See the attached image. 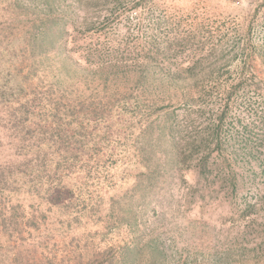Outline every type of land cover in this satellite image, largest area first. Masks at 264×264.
Here are the masks:
<instances>
[{"label": "trees", "instance_id": "trees-1", "mask_svg": "<svg viewBox=\"0 0 264 264\" xmlns=\"http://www.w3.org/2000/svg\"><path fill=\"white\" fill-rule=\"evenodd\" d=\"M58 1L39 0L33 4L39 8L35 6L30 11V8L25 10L27 5H23V0H0V22L6 12L18 22L23 21L26 28L22 34L23 45L30 47L28 54L34 58L31 59L34 74L44 67L52 70V75L47 78L50 81L43 86L29 89L25 77L23 86L18 82L9 88L0 83V103L15 113L11 118L14 119L12 125L22 142L17 148L23 155V160L15 167L0 170V232L7 234L9 239L22 231L29 234L28 238L44 231L51 232L49 237H55L63 228L64 233L70 232L76 222L78 226L75 228L83 226V221L95 223L102 202H122L133 196L126 193L123 198H117L114 190L124 178L121 166L130 164L116 157L118 149H127V145L137 148V140L145 141L149 136L153 137L154 132L158 139L162 138L161 144L171 141L174 162L179 168H193L217 193L229 191L231 201L238 202L239 222L264 211V192H248L241 197V172L238 170L242 165L255 163L264 177V68L261 73L255 70L251 59L254 50L241 49L247 54L241 72L226 78L230 83L224 90L221 108L217 114L205 119L202 106H193L218 95L211 87L214 76L219 79L224 73L231 75L233 72L224 66L207 68L201 58L194 60L206 46L210 47L205 48L207 56L217 50L214 31L205 20L153 19L155 0H74L86 14L79 23L86 26L83 30L75 28L78 34L70 35L63 28L67 18L59 16ZM130 11H135L137 19V34L131 39L138 40V43L125 46L126 50L117 56H114V48L83 46L88 63L85 66L72 57L81 50L80 37L77 36L105 33L125 13L127 19L132 20L127 14ZM94 12L102 20L93 18ZM6 21L1 24L5 29ZM67 36L72 39L66 51L63 48L66 42L61 41ZM4 53H8L6 48H0L1 57ZM126 53L128 56L123 55ZM189 58L193 63L182 65ZM132 59L134 63H129ZM2 66L0 60V78L5 79L1 75L4 72ZM123 79L128 83V89L120 95L117 92L87 94L94 88L111 90ZM161 84L178 87L188 100L172 103V96L166 100L152 97L153 91ZM21 94L23 98H20ZM238 97H242L241 100ZM247 101L249 120L235 112L238 103L247 104ZM180 107L185 108L186 113L179 120ZM203 121L208 123L203 124ZM140 149L145 151L143 146ZM217 156L222 160H211ZM150 162V158L142 155V160L138 161L140 172L135 175L138 180L159 176L154 175ZM182 179L185 181L184 177ZM252 198L256 200L252 201ZM55 209L64 215V220L61 218L62 224L52 229L47 222V213L55 212ZM118 210V217H109V222L106 221L108 232L115 227L134 231L138 227V213L125 206ZM74 211L76 218H70ZM250 222L255 223L256 219L251 218ZM262 226L264 232V223ZM258 236L262 239L255 241L251 248L246 244L252 240L240 241L239 244H243L234 254L236 258H231L229 253L226 255L228 264L264 260V236ZM154 242L153 246L159 248V242ZM133 252L134 248H129L128 254ZM115 257L113 253L105 259L108 264H115ZM7 258H3L4 261ZM230 259L233 263H229ZM13 260L14 264L19 263L17 257L14 256Z\"/></svg>", "mask_w": 264, "mask_h": 264}, {"label": "rangeland", "instance_id": "rangeland-1", "mask_svg": "<svg viewBox=\"0 0 264 264\" xmlns=\"http://www.w3.org/2000/svg\"><path fill=\"white\" fill-rule=\"evenodd\" d=\"M38 1L23 0V5H27L25 10L30 8L31 11V8L37 6L33 5L34 2ZM154 6L153 19L160 17L180 19L183 17L182 19L185 20L195 18L205 20L214 31L217 50L212 56H207L206 49L210 47L206 46V49L204 48L196 55L194 60L201 58L203 66L207 68L224 66L225 69L233 71L231 75L224 73L223 76H218L219 79L214 76L211 87H213V91L217 90L218 95L209 97V101L203 104L198 98L199 102L193 106V108L202 106L201 109L205 111L203 115L205 119L217 114V110L221 108L224 102V90L230 83V80L226 81V78L228 76L235 77L236 73L241 72L247 55L241 49L252 48L254 53L251 59H253L252 64L255 70L261 73V69L264 68V0H155ZM58 7V13L61 14L59 16L62 19L67 18L63 28L70 35L71 33L78 34V29L75 28L85 29L86 25L79 22L83 21L86 14L76 4V1L60 0ZM105 12V10L102 11V14L104 15ZM149 13L152 14L151 11ZM127 14L132 20H128L125 13L105 33L77 36L76 38L80 37L78 42L81 44V50L79 54H73L72 57L80 60L81 65L85 66L88 63L83 46L105 48V50L114 48L116 51L114 56H117L126 50L125 46L131 47L130 44L138 43V40L131 39L137 34L136 13L130 11ZM4 15L2 21L7 20V28L5 29L1 25V21L0 48H6L8 53H4L2 57L0 55L3 64L1 70L4 71L1 75L6 77L5 79L0 78V83L7 84L9 88L18 82L23 86V77H25V83L29 89L31 86H43L44 83L50 81L47 78L52 75V70L48 68L46 70L44 67V70L41 69L38 74H34L35 71L31 65V59L34 58L28 54L30 47L23 45L22 34L26 30L23 21L18 22L17 18L9 15L8 12ZM93 18L102 20L96 12H94ZM74 21L78 23H74ZM71 39V36H67L63 37L61 41L62 43L66 42L63 45L66 51ZM52 51L57 53L56 49H52ZM123 55L128 56L127 53ZM190 59L183 62L182 65L192 64L193 61ZM133 61L132 59L128 62L134 63ZM134 73L136 76L138 75L136 72ZM9 80L12 81L9 83ZM117 84L118 87H112L108 91L94 88L86 93L91 95L97 92L100 94L117 92V95H120L127 91L128 83L125 82V79ZM251 94L253 92L249 96ZM152 97L159 100L171 97L173 98L172 103L177 101L184 103L188 100L185 92L178 87H166L162 84L153 91ZM20 98H23V94L20 95ZM241 98L238 97V100ZM248 103L249 101L247 104L238 103L235 112H239L242 117L249 120ZM183 107L178 109L177 119L179 120L183 117L181 115L186 113ZM12 110L0 103V170L15 167V164L23 160V155L17 148L18 144L22 142L12 125L14 119L11 118H14L15 115ZM206 123L208 122L203 121V124ZM260 132L262 131L260 130ZM161 143L162 138L158 139V134L154 132L153 137L149 136L145 141L137 140V148L127 145V149L124 147L118 149L116 157L120 158L121 162L127 161L130 164L129 167L121 166L120 169L124 171V175L121 176L124 178L116 184L114 190L118 194L117 198H123L126 193L133 196L124 198L122 202H102V210L97 214L95 223L90 221L86 224L83 221V226L75 228L78 226L76 224L78 222H76L70 232L64 233L65 228H63L55 237H49L51 232L44 231L37 236L34 233V237L28 238L29 234L22 231L9 239L7 234L0 232V264H14V256L19 262L17 264H78L80 260V264H108V259L105 258L113 253L116 255L115 264H226L228 253L231 254V258H236L234 254L238 252V248L243 243L248 242L247 240H252L246 244L248 248H251L255 245V241L262 239L256 235L264 236L262 226L264 211L239 222L240 212L236 208L238 202H236L237 200L231 201L229 191L224 190L226 193L224 191L217 193L215 188L209 186L206 180H202L193 168L186 170L179 168L174 162L176 160L171 150V141L167 142V145ZM141 146L145 148L144 152H141ZM140 152L143 157L151 159V166L155 170L154 175L159 174L158 177L147 178L146 176L142 181L135 177L140 172L141 164L138 163L142 160ZM214 159L221 161L222 157L217 156L211 160ZM238 170L241 172L239 175V183L242 187L240 189L241 197L248 192L251 194L264 192V181H262L264 177H261L260 168L255 163L242 165V167H238ZM256 174H258L257 177L252 180ZM183 177L185 181H183ZM110 188L112 189V186ZM251 200L256 199L252 198ZM122 206L132 208L133 212L138 213V227L134 231L127 227H115L108 232L107 219L118 217L120 215H118V208ZM58 210L55 209V212L47 213V222L52 229L62 224L61 218L64 215H61ZM75 214V211L70 213V218H76ZM251 218L256 219V222L251 223ZM24 228L22 227V229ZM154 240L159 242V248L153 246ZM242 240L245 241L240 245L239 242ZM129 248H134V252L130 255L128 254ZM9 254L10 256L7 258ZM252 255L256 256V253L252 252ZM5 257L7 259L4 261ZM231 262L233 263V260L230 259L229 263ZM236 264H264V260L237 261Z\"/></svg>", "mask_w": 264, "mask_h": 264}]
</instances>
